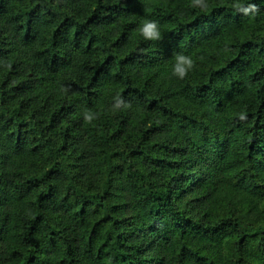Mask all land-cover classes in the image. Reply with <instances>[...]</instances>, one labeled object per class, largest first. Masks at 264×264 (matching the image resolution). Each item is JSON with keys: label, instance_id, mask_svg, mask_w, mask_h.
Segmentation results:
<instances>
[{"label": "trees", "instance_id": "trees-1", "mask_svg": "<svg viewBox=\"0 0 264 264\" xmlns=\"http://www.w3.org/2000/svg\"><path fill=\"white\" fill-rule=\"evenodd\" d=\"M192 5L0 0V264H264V0Z\"/></svg>", "mask_w": 264, "mask_h": 264}, {"label": "clouds", "instance_id": "clouds-1", "mask_svg": "<svg viewBox=\"0 0 264 264\" xmlns=\"http://www.w3.org/2000/svg\"><path fill=\"white\" fill-rule=\"evenodd\" d=\"M193 7L203 6V0H193ZM237 8H240L241 5H236ZM252 7H255L254 5ZM140 34L143 36L145 40L149 41H157L161 39V32L159 25L154 20L145 19L139 28ZM195 61L190 57L184 54H176L175 55V63L173 65L172 74L180 79H185L189 72L195 69ZM117 99L116 108H119L121 105H124L125 102L120 99ZM130 107V105H128ZM240 120L243 121L247 117L244 114H240ZM97 119V116L92 113L90 110L84 111V120L86 123H92L93 120Z\"/></svg>", "mask_w": 264, "mask_h": 264}]
</instances>
